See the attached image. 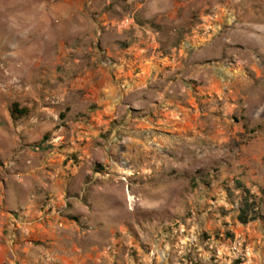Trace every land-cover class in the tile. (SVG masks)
Here are the masks:
<instances>
[{
	"label": "rangeland",
	"instance_id": "374dc122",
	"mask_svg": "<svg viewBox=\"0 0 264 264\" xmlns=\"http://www.w3.org/2000/svg\"><path fill=\"white\" fill-rule=\"evenodd\" d=\"M2 229L77 264H264V0H0Z\"/></svg>",
	"mask_w": 264,
	"mask_h": 264
},
{
	"label": "crops",
	"instance_id": "0c3cea01",
	"mask_svg": "<svg viewBox=\"0 0 264 264\" xmlns=\"http://www.w3.org/2000/svg\"><path fill=\"white\" fill-rule=\"evenodd\" d=\"M24 233L21 240L16 242L10 238L11 234L16 233L0 230V264H77L75 258H68L65 254L69 251L68 254L71 255L76 249L62 250L58 245H48L42 247L44 250L40 248L38 251L34 249L32 241L27 240V231ZM28 236L31 237L30 234ZM31 238L40 240L39 235Z\"/></svg>",
	"mask_w": 264,
	"mask_h": 264
},
{
	"label": "trees",
	"instance_id": "16d2710c",
	"mask_svg": "<svg viewBox=\"0 0 264 264\" xmlns=\"http://www.w3.org/2000/svg\"><path fill=\"white\" fill-rule=\"evenodd\" d=\"M241 189H244V188L241 186ZM253 210H254V202H250L248 197H246V199L244 201V205L240 209L239 221L242 224L247 225L251 222H255V221H258L259 219H262L261 214L255 212V211L252 212L253 215L250 216V213Z\"/></svg>",
	"mask_w": 264,
	"mask_h": 264
}]
</instances>
